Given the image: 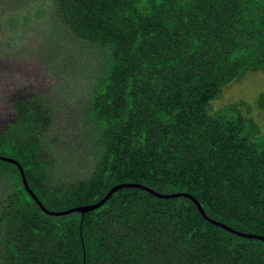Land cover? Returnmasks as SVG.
<instances>
[{"label":"rangeland","instance_id":"rangeland-1","mask_svg":"<svg viewBox=\"0 0 264 264\" xmlns=\"http://www.w3.org/2000/svg\"><path fill=\"white\" fill-rule=\"evenodd\" d=\"M115 1L102 0L107 9H109L107 5L115 4ZM240 3L241 0L238 1V5ZM74 6L73 0H0V138H15L14 140L23 150L33 155H40L38 159L33 160L36 162L35 167L28 170L27 174L30 176L38 174L42 192L50 195L48 205L50 210H54L51 212L69 210L65 201L60 198L59 201L52 199L56 192L77 194L79 190L86 189L85 194L91 190L98 191L110 182L108 177L104 180L99 169L103 168L102 165L108 156L107 146L114 149V144L108 139V132L101 128L98 121V117L105 115L106 110L95 111V106H100L106 97L104 94L96 93L100 89V78L107 72L110 60H117L120 63V74H117L119 79H116L115 85L110 87V92H114L118 104L115 107V116L126 112L124 108L120 110V107H126L128 104L125 99L127 75L129 72L131 75L136 72L141 76L136 78L132 75L133 89L128 94L133 96L135 105L132 109V122L128 125L150 122L152 123L150 133L154 132L155 136H158L159 132L175 126L178 132L183 131L185 128L179 126L180 122L184 125L195 122L199 131L203 132L204 129L206 132L200 140H204L200 152L202 156L207 157L206 159L212 153L211 146L207 145L210 139L219 149L222 148L219 142L227 140L225 137L219 140L218 137L212 138L215 132L209 131L204 126L207 118L199 115L196 110L203 94L211 89V84L207 83L210 70L203 66L202 59L194 63L195 65L174 66L172 71H175L177 76H186L187 79L173 82L169 75L162 74L164 72L162 68L155 66L160 59H169L175 55L173 39V41L170 38L166 41L157 39L153 45L154 55L151 59H147L146 55L128 54V45L134 33L127 36L130 39L113 34L110 45L108 39L115 30L102 27V37L92 34L93 31L84 33L83 27L69 17V12L74 10ZM258 15L260 21H263L264 4L255 7L253 12L249 11L250 18L253 17L255 21L258 20ZM151 20L152 17L147 15L139 22L148 30L153 28L154 18L153 21ZM201 25L204 32L211 37V53H208L211 60H215L214 54H217L216 58L226 57L233 49L239 51L244 47L248 52L241 54L233 62L226 63L235 67L245 62L259 66L228 82L223 87L220 97L211 103L210 108L211 114L214 115L225 106H232L236 114L240 113L246 118L247 137L257 144V138L264 137V67L261 65L264 64V31L258 28L250 32L237 27L232 30L230 26L213 30L211 22ZM104 32H108L109 35ZM257 33L263 36L259 44L254 42L253 37ZM217 40H221L219 46L215 42ZM115 43L118 49L113 48ZM118 52L127 54L120 59ZM176 53L184 54L180 50ZM147 55L149 56V53ZM144 59L149 60L147 66L143 65ZM151 71L160 74L158 82L151 81L150 76L153 78ZM186 82L191 84L190 88L183 85ZM175 101L185 106L179 114L167 107L168 102ZM160 108L169 113L171 120L174 121L173 124H168L162 115L155 116ZM126 124V121L118 123L123 126ZM119 128L121 127L118 126L117 129ZM150 144L156 145V143ZM173 145L176 147L171 150L168 148L169 152L166 156L155 150L148 151V155L153 154L158 159L157 165L160 166L158 173H164L168 177L173 175L174 169L173 165L165 164L166 161H173L176 165L177 159H182L185 155L180 153L176 143H172L170 147ZM195 147L199 146L195 145ZM132 148L135 149L136 146ZM134 149L131 150V154L130 146L126 143L125 155L132 157V160L135 157L133 155L138 154ZM215 153L219 155L218 152ZM237 159V163L229 162L234 165V167L230 165L233 170L250 172L247 171L249 168L254 169L250 161L242 167L244 161L240 153ZM137 163L139 164V161ZM17 168L14 163L0 159V264H75L79 260L81 262L79 264H85V259L82 263L83 254L71 245L73 238L68 237H74L75 233L97 239L109 246L121 244L118 241H122L125 236L126 242L124 239L122 242L127 248L120 253L119 250L116 251L117 256L130 254L134 251L131 247H137L142 251L144 239L149 238L153 243L152 247L148 246V250L144 251L145 254H152L151 259L155 256L157 261L162 256V262L166 260V263L178 264L182 261L183 264H190L196 261L197 255H203L196 252L195 245L199 240L201 243L203 240L211 242V234L217 232L210 230L197 239L186 242L187 246L183 248L186 253H184L176 247L180 234L172 226L175 220L169 221L173 218L172 213H168L166 226L162 227L164 221L160 222L157 219V222L153 223L148 221L147 216L142 212L136 213V208L128 212L119 204H116L118 208L114 207L110 211L111 214L105 213L106 218L93 214L92 218L89 217L88 226H84L83 220L75 219L76 212L54 215L45 212L34 198H32L33 202L27 203L29 200L24 198L18 188L23 182ZM139 174L147 176L150 180L155 178L148 173ZM25 178L30 190L37 197L29 185L26 174ZM211 178L216 179L213 175ZM213 183L216 185L211 186ZM121 184L113 181L110 190ZM211 184H203L209 199L211 197L213 200L219 199L221 192L228 191L227 197L233 199L230 208L233 211L246 210L245 202L242 203L241 199L240 202L236 201L229 196V192L237 194L239 190L232 191L235 189H230L229 185L212 180ZM93 185L98 188L91 187ZM243 188L245 185H242ZM110 190L104 192L103 198ZM120 190L121 188L117 192ZM246 190L248 189L245 188V192ZM117 199L119 200L117 203H123L124 197ZM188 200L182 205L183 211H189L193 207ZM94 203L91 202L89 205ZM114 204L115 201L113 206ZM58 206L65 208L58 210ZM95 210L81 213V216L85 218L88 213ZM174 213L180 215L178 211ZM55 217H59L60 229L56 228ZM147 222L152 223V228H147ZM84 244L82 241L83 250H87ZM136 244L138 245L134 246ZM129 262L125 264H130ZM142 262L144 261L138 263L142 264ZM94 263L96 264L97 261Z\"/></svg>","mask_w":264,"mask_h":264},{"label":"trees","instance_id":"trees-1","mask_svg":"<svg viewBox=\"0 0 264 264\" xmlns=\"http://www.w3.org/2000/svg\"><path fill=\"white\" fill-rule=\"evenodd\" d=\"M238 1L239 0H116L115 4H108L107 6L109 9H107L102 0H73L75 8L68 14L73 21L75 20L77 24L83 27L84 33L88 34L93 31L92 34L94 33L98 35V37H102V27L108 30H115L108 39L110 45H112L113 34H116L118 37H127L130 36L131 33H134L130 45L127 44L128 54L135 53L139 56L146 55L147 59H151L154 55L152 51L154 48L153 45L157 39H161V41L169 40V38L171 40L173 39L175 41L173 45L175 55L169 59H160L158 63H155L157 68H162V70H164L162 74L169 75L173 82L187 79L186 76H177L178 74L172 71L174 66L195 65L194 63L202 59L204 61L203 66L210 70L207 83L211 84V89L209 92L206 91V93L203 94L196 110L199 115L207 118V120L204 121V126L209 129V131L213 130L215 132L212 138L218 137L219 140V138L225 137L227 140L219 142L222 146V148L219 149L215 143H211L210 139L207 145L211 146L212 153H210V156L206 159L207 157L205 158V156H202L200 152V146L204 143V140H200L206 135V132L204 129L203 132L199 131L195 122H191L187 125L180 122L178 123L179 126L185 128L183 131L178 132L175 126V128H169L168 130L159 132L158 136H155L156 133L154 132L150 133L152 124L150 122H139L134 125H128L132 122V109H134L135 105L133 96H129L128 94L129 91L133 89L134 77L132 75H135L136 78L141 76L139 74L137 75L136 72H133L134 74L132 75L129 72L127 75V88L125 90L127 96L125 94V99L128 101V104L126 107H120V110L124 108L126 112H122L120 116H115L114 111L118 104L114 92H110V87L115 85L116 79H119L117 78V74H120V63H118L117 60H110L108 62L109 67L107 72L100 78V89L96 93L97 95L104 94L106 97L100 106H95V111L101 109L106 110L105 115L98 117V121L101 128L108 132V139L114 144V149L107 146L108 156L105 158V162L102 165L103 168L99 169V173L103 175L104 180H107L108 177L110 182L106 183L107 185L98 191L91 190L85 194L84 192L86 189L79 190L77 194L56 192L55 197L52 198L53 200L59 201L58 198H60V200L66 202L69 209H72L89 205L91 202L96 203L100 201L104 196V192L110 190L113 181L120 182V184H140L150 187L160 194L179 192L190 194L199 201L206 214L211 219L223 223L239 232L264 236V137L257 138V144L251 142L248 139L249 137H247L248 131H246L245 127L246 118L240 113L236 114L232 106H225L219 113L214 115L210 112L211 103L220 97L223 87H225L228 82L235 80L239 75H242L251 68H259L258 65L249 62L241 63L238 67L226 63L227 61L233 62L240 57L241 54L248 52L244 47H241L239 51L233 49L229 56L226 57L220 56L216 58L217 54H214L215 60H211V57L208 56V53H211V37L208 33L206 34L204 32L201 24L204 25L211 22V29L213 28V30L225 29L230 26L232 30H234V27H237L250 32L258 28L264 31V20L260 21L259 15L256 21L253 20V17L250 18L249 16V11L251 10L253 12L255 7L263 5L264 0H241L242 3L239 5ZM147 15L152 17L151 21H153L154 18L152 22L153 28L148 30L142 27V23L139 22L145 19ZM107 33L108 32H104V34ZM107 35H109V33ZM263 36L258 33L253 35L254 42L259 44ZM127 38L130 39V37ZM215 42L218 46L221 44V40ZM113 48L118 49L116 43ZM176 50H180L184 54H177ZM118 53L120 59H122L123 55L127 54ZM148 53L149 56L147 55ZM147 59H144L143 65H148L149 60ZM261 65L264 67V64ZM151 72L153 78L148 74L151 81L158 82L160 74L155 71ZM183 85L190 88L191 84L186 82ZM164 89L167 90L169 88ZM151 105L150 103V106ZM167 107L171 108L173 112L177 114L182 112L183 107L185 109V106H182L181 103H177V101L172 103L168 102ZM161 115L167 120L166 122H168V124H173L174 121L171 120L169 113H166V110L160 108L159 113H155V116ZM120 121H126V126L118 125ZM118 126L121 128L117 129ZM14 139L15 138L8 137L0 138V156L14 158L20 163L26 174L29 185L38 197L37 199L40 200L46 209L50 210L48 205L50 195L48 196L42 192L38 174L35 173L32 176L27 174L28 170L34 169L36 162H33V160L38 159L40 155H33L29 151L23 150ZM194 140L197 143L194 142ZM126 143L130 146L131 154V150L134 149L132 147L134 145L136 146L134 150L136 153L138 152V154L133 155L135 156L133 160L132 157H127L125 155ZM150 143H156V145L154 146ZM172 143H176L177 149L180 153H185V155L182 159H177L176 165L173 161H166L165 164L169 166L173 165L172 168L174 169L173 175L168 177L165 176L164 173H158L160 167L157 165L158 159L153 154L148 155V151L155 150V152H160L166 156L169 152L167 150L168 148L171 150L176 147L175 145L170 147ZM195 145L199 147L196 148ZM215 152H218L219 155H216ZM239 153L244 161L242 167L246 166L249 161L250 164H253L254 169L249 168L247 170L250 172H242L240 169H236L235 171L231 168L234 167V165H231L229 162L234 161V163H237V155ZM138 158L142 161L140 162ZM138 161L139 164L137 163ZM17 171L19 175L20 171L18 168ZM139 173H148L155 178L150 180L147 176L140 175ZM212 175L216 179L211 178ZM211 180L229 185L230 189H235L232 191L239 190L237 194L229 192V196L235 198L236 201L239 200L240 202L241 199V201H243L242 203L245 202L247 204L246 210L233 211L230 208V202H232L233 199L227 197L228 191L221 192L219 194V199L213 200L212 197L209 199L203 184H211ZM213 185H216V183L211 184V186ZM242 185H245V188L248 189L246 192L245 188L242 189ZM91 187H94V185ZM18 188L22 192L24 198L29 200L27 203L33 202L32 194L26 190L23 184L19 185ZM164 191L172 193H166ZM62 195H65V197ZM119 197H124L123 203H117L119 201L117 198ZM185 200H188V198L163 199L140 188H122L103 206L96 209L94 212L88 213L85 218L81 216L80 212H76L74 217L77 220H83V225L88 226L87 223L89 219L93 217V214L102 215L103 218H106L105 213H107V215L111 214L110 211L114 207L118 208L116 204H119L127 209L128 212L136 208V213L142 212L143 215L147 216V220L153 223L157 222V219H159L160 222L164 221L161 226L165 227V223L168 220V213H172L173 218H170L169 221L173 222L175 220L172 226L176 229V232L180 234L178 236L179 241L176 242V247H178V249L183 250L189 241L195 238L197 239L201 234H206L210 230L217 231L211 234V242L203 240L201 243L199 240L195 245L196 252L203 255H197L196 261H192L190 264H264V241L239 236L208 222L191 200L188 201H191L193 205L192 209L183 211L182 205ZM113 201H115L114 206ZM64 208L65 207L60 206L58 210ZM175 211L180 212V217L177 213H174ZM58 219L59 217H55L54 223L56 224V228L60 229L61 225ZM190 219L192 220L190 221ZM151 225L152 223H146L147 228H152ZM137 227L140 228L139 226ZM61 233L62 232H60V234ZM226 235L228 237H226ZM68 237L73 238L71 239V245L73 248L80 250L79 253L83 254L82 263L83 259H85V264H95L94 262L96 261V264H125L129 261L130 264H139L138 262L140 261L145 262H142V264H171L166 263V260L162 262V256L159 257L160 260L156 261L155 256L154 259H151L152 254H145L146 251L144 250H148V246L152 247L153 244L149 238L144 239L142 251L137 247H131L134 248L133 252L123 256L119 255V257L115 252L119 250L120 253L123 249L127 248V245H124L122 242L123 239L126 242L127 238L125 236L122 241H118L121 242V244L116 243V240V245L111 246L107 245V243H101L97 239L88 238L81 233H75L74 237ZM82 241H84L87 250H83ZM137 245L138 244L134 246ZM190 248L192 249V247ZM183 252L186 253L185 250H183ZM168 255L172 254L168 253ZM189 256L192 255L189 254ZM184 260H186V258ZM79 263H81L80 260L75 264ZM178 264H183V262L181 261Z\"/></svg>","mask_w":264,"mask_h":264},{"label":"water","instance_id":"water-1","mask_svg":"<svg viewBox=\"0 0 264 264\" xmlns=\"http://www.w3.org/2000/svg\"><path fill=\"white\" fill-rule=\"evenodd\" d=\"M0 159H3L5 161H8V162H11V163H14L19 171H20V174H21V177H22V182L24 184V186L27 188V190L30 192V194H32V197L38 202L39 206L41 208H43V210L47 213H52L54 215H57V214H68V213H73V212H80L82 214H84L85 212L87 211H92V210H95V209H98L100 208L101 206H103L107 201L108 199L115 193L117 192L118 189H122V188H129V187H135V188H140V189H143L145 191H147L148 193L150 194H153L154 196H157V197H160V198H163V199H171V198H179V197H185V198H188L189 200H191L195 205L196 207L198 208L199 212L201 213V215L210 223H213L214 225L216 226H219L231 233H234V234H237L239 236H242V237H248V238H253V239H259V240H262L264 241V236H260V235H254V234H247V233H243V232H239V231H236L235 229L233 228H230L229 226L223 224V223H220L218 221H215L213 219H211L205 212V210L203 209L202 205L199 203V201L193 197L192 195L190 194H187V193H184V192H179V193H173V194H160L158 193L157 191L153 190L152 188L150 187H147V186H144V185H140V184H134V183H129V184H121V185H117V186H114L107 194L106 196L101 199L99 202L97 203H94L92 205H86V206H80V207H77V208H72V209H69L67 211H62V212H51V211H48L43 205L42 203L40 202L39 199H37V197L32 193V191L30 190L28 184H27V181H26V178H25V174H24V170H23V167L20 165L19 162H17L16 160L12 159V158H9V157H3V156H0Z\"/></svg>","mask_w":264,"mask_h":264},{"label":"clouds","instance_id":"clouds-1","mask_svg":"<svg viewBox=\"0 0 264 264\" xmlns=\"http://www.w3.org/2000/svg\"><path fill=\"white\" fill-rule=\"evenodd\" d=\"M3 157H5V156H3Z\"/></svg>","mask_w":264,"mask_h":264}]
</instances>
